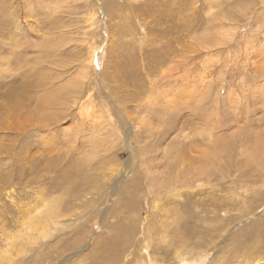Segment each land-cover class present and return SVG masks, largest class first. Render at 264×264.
Returning a JSON list of instances; mask_svg holds the SVG:
<instances>
[{
  "label": "rangeland",
  "instance_id": "obj_1",
  "mask_svg": "<svg viewBox=\"0 0 264 264\" xmlns=\"http://www.w3.org/2000/svg\"><path fill=\"white\" fill-rule=\"evenodd\" d=\"M66 1L0 0V264H177L180 243L204 264H264V0H107L106 18L102 0ZM172 66L206 93L158 105L128 147L121 110L147 116ZM87 111L109 141L89 144ZM43 200L60 217L7 256Z\"/></svg>",
  "mask_w": 264,
  "mask_h": 264
},
{
  "label": "bare ground",
  "instance_id": "obj_2",
  "mask_svg": "<svg viewBox=\"0 0 264 264\" xmlns=\"http://www.w3.org/2000/svg\"><path fill=\"white\" fill-rule=\"evenodd\" d=\"M36 1V0H35ZM66 1V0H64ZM112 1V0H110ZM41 2V1H40ZM58 2V1H57ZM67 2V1H66ZM177 2V0H173V3L175 4ZM54 4V1H51V2H48V4ZM111 3V2H110ZM113 3V2H112ZM26 4V2H25ZM31 4V3H30ZM47 4V6H48ZM68 4V3H67ZM66 4V5H67ZM56 6V4H54ZM100 7L102 8L103 12L105 13V18L107 17V9H109L111 6L109 5V1L107 0H102L101 3H99ZM42 6V5H41ZM65 6V4H64ZM63 6V7H64ZM29 7V6H28ZM59 7V6H57ZM60 7L61 4H60ZM47 8V7H46ZM66 8V7H65ZM48 9V8H47ZM97 9V8H96ZM41 11V10H40ZM35 12V11H34ZM33 13V12H31ZM77 14V13H76ZM93 15V14H92ZM94 17V16H93ZM31 18V17H29ZM53 18V17H52ZM224 18V17H223ZM49 20V19H47ZM90 20V19H89ZM93 20V19H92ZM33 21V19H32ZM217 21V20H216ZM221 21V20H220ZM41 23V22H40ZM222 23V22H221ZM38 27V26H37ZM35 28V27H34ZM264 29V28H263ZM234 29H232V32L234 33L233 31ZM229 31V30H228ZM66 32V31H65ZM263 32V31H262ZM37 33V32H36ZM229 33V32H228ZM57 34V33H55ZM220 34V33H219ZM223 35V34H222ZM248 35V34H247ZM250 35V34H249ZM264 35V34H263ZM230 36V35H229ZM205 36L203 37H199V40H198V43L200 44H208V45H211L213 44L212 43V40L213 39H209L207 37V39L205 40L204 38ZM250 37V36H249ZM248 37V38H249ZM246 38V37H245ZM251 38V37H250ZM243 39V38H242ZM254 39V37H253ZM240 41V40H239ZM48 42V41H47ZM216 42V41H215ZM253 40H251V42L249 41V39H247V45L249 47H246L244 50L247 51L249 49H251V47H254V44H253ZM43 44V43H41ZM98 45V44H97ZM41 46V45H40ZM53 46V45H52ZM43 47V45H42ZM95 47V46H94ZM99 47V46H98ZM242 47V46H241ZM64 48V46H63ZM184 48V47H183ZM212 48V47H211ZM259 49H261L263 52H264V41L263 42H260L259 44ZM16 51V50H15ZM94 51V50H93ZM92 51V52H93ZM212 53V52H211ZM6 54V53H5ZM92 55V53H90ZM4 55V54H3ZM12 55V54H11ZM184 55V54H183ZM236 55V54H235ZM242 55V54H241ZM185 56V55H184ZM17 57V56H16ZM228 57V56H227ZM237 57V56H236ZM260 57V55H259ZM2 61H5V62H9L10 61V53L8 55H5L2 57H0ZM23 58V57H22ZM207 58L206 59V62H208L207 64H205V68L206 66H209L210 65V61L212 60V57L210 56V54L205 57ZM204 58V59H205ZM250 58V56H249ZM21 59V58H20ZM166 59V58H165ZM183 59V58H182ZM181 59V60H182ZM92 60V58H91ZM167 60V59H166ZM234 60V59H233ZM93 61V60H92ZM204 61V60H203ZM161 62V61H160ZM167 62V61H166ZM262 62V61H261ZM10 63V62H9ZM169 63V62H168ZM163 64V63H161ZM199 65V64H198ZM203 66V67H204ZM34 68V67H33ZM86 68V67H85ZM176 68V67H175ZM166 69V68H165ZM174 68L173 66L170 67V69L167 70V72L165 73V77H167L166 81H167V87L162 91V92H159L157 94H155L154 97H150L148 98V100H145L146 102L144 103H147L148 106H145V109H146V113H147V116L145 117H142L140 118L139 120H135L136 122H134L133 120V115L131 116V113L130 112H124V110H121L122 111V114H124L126 116V120L130 123V130L126 133V144L128 145V147H130L131 143V139L133 137V134L135 133L136 130H138V128L140 127V125L142 123H145L147 122V124H151V114L153 113V111L157 108L158 105H163L164 106V109L168 111H177L179 109V107L181 105H184L186 103L187 100L191 99V96L193 97H197V98H200V94H205L206 93V90L207 88H203L201 89L202 91L199 92L198 91V84L195 83L194 81H192V79H190L189 77H185L186 73L184 74H175L174 73ZM209 70V69H208ZM62 71V70H61ZM173 71V72H172ZM180 72V71H179ZM163 75V74H162ZM202 75V74H201ZM163 77V76H162ZM207 77V76H205ZM213 78V76H211ZM196 78V77H195ZM194 78V79H195ZM33 81V80H32ZM53 81V80H52ZM43 82V81H42ZM48 82V81H47ZM51 82V81H50ZM202 82V81H201ZM205 84V83H203ZM208 84V83H207ZM263 86V85H262ZM209 90H207L208 92ZM9 94V93H8ZM202 94V95H203ZM208 94V93H207ZM206 94V95H207ZM56 95V94H55ZM232 95V94H231ZM82 97V95H81ZM90 97V95H89ZM88 97V98H89ZM81 99V98H80ZM82 100V99H81ZM114 100V98L112 99ZM161 101V104H159ZM91 102V101H90ZM115 102V100H114ZM92 103V102H91ZM90 104V103H89ZM88 104V105H89ZM146 104V105H147ZM87 105V106H88ZM83 106V105H82ZM141 106V104H140ZM144 106V105H143ZM162 107V106H161ZM214 107V106H213ZM119 108V107H117ZM235 108V107H234ZM121 109V107L119 108V110ZM158 109V108H157ZM181 109V108H180ZM230 109V108H229ZM80 110L83 111L80 107ZM80 111V112H81ZM159 111V110H158ZM90 111H87L86 113H88ZM99 112V111H98ZM124 112V113H123ZM166 112V111H165ZM179 113V112H178ZM219 113V112H218ZM23 114V113H22ZM47 114V113H46ZM84 114V113H83ZM182 114V113H181ZM167 115V114H166ZM40 116V114H39ZM175 116V115H174ZM44 117V116H43ZM83 117V118H82ZM81 118L83 119L82 122H85L86 119L88 118L89 119V127H90V130L92 131V135H90L88 137V142L89 144L92 145V143H98L100 144L101 142H107L109 141L108 140V135H106L105 131H104V127H103V119L100 117L99 113L97 114L96 112H94V115H91L90 113L88 114H84ZM91 117V118H90ZM37 118V117H36ZM163 118V117H162ZM47 119V118H46ZM46 119H44L46 121ZM51 119V118H50ZM177 119V118H176ZM38 120V119H37ZM48 120V119H47ZM217 120V119H216ZM44 121V122H45ZM178 121V120H177ZM202 121V120H201ZM213 121V120H212ZM211 120L209 121V119H206L205 122L206 124L208 125V127L206 128V130H214V129H217V125L214 126L213 125V122ZM41 121H39L40 123ZM216 122V121H215ZM107 123V122H106ZM221 123V122H220ZM41 124V123H40ZM180 127L179 129L182 131L184 128L183 127V121L181 120L180 122ZM216 124V123H215ZM119 125V124H118ZM117 125V126H118ZM210 125L212 127H210ZM42 127H44V125L42 124L41 125ZM48 126V124H47ZM152 126V125H151ZM179 126V125H178ZM220 126V125H219ZM218 126V128H219ZM176 127V126H175ZM151 128V127H150ZM171 129V128H170ZM119 130V129H118ZM43 132V131H42ZM206 132V131H205ZM179 133V132H178ZM183 133V132H182ZM181 133V134H182ZM207 133V132H206ZM158 134V133H157ZM215 134V132H212L210 133V137L208 135L209 138H211L213 135ZM89 135V134H88ZM135 135V134H134ZM161 135V134H159ZM86 137V136H85ZM164 137V136H163ZM161 137H159V139H157L156 141L160 140ZM214 140V138H213ZM154 141V140H153ZM162 141V140H160ZM211 141V140H210ZM221 141V140H220ZM92 142V143H91ZM159 142V141H158ZM175 142V141H174ZM95 144L93 145L95 147ZM154 144V143H153ZM90 146V145H89ZM99 146V145H98ZM132 147V146H131ZM97 148V147H95ZM250 149V148H249ZM254 149V148H252ZM165 151V150H164ZM215 151V150H214ZM245 151V150H244ZM243 151V152H244ZM250 151V150H249ZM258 151V150H257ZM259 151H261V149H259ZM263 151V150H262ZM170 152V151H169ZM211 152V151H210ZM254 152V151H253ZM217 153V152H216ZM252 153V152H251ZM263 153V152H262ZM164 154V153H163ZM201 154V153H200ZM256 154V153H255ZM259 154V153H258ZM262 157V156H261ZM246 159V158H245ZM166 160V159H165ZM260 161V160H259ZM243 164L241 166V168L237 167L242 170V167L246 164V163H241ZM253 164V163H252ZM251 164V165H252ZM182 165V164H181ZM180 165V166H181ZM203 165V164H202ZM183 166V165H182ZM207 167V166H206ZM182 168V167H181ZM198 168V166H197ZM244 168V167H243ZM258 168L260 169V175H263L264 174V165H258ZM201 169V167L199 168ZM181 171V169H180ZM179 172V171H178ZM202 172V171H201ZM198 173V172H197ZM200 173V172H199ZM179 174V173H178ZM177 174V176H178ZM181 174V173H180ZM233 176V175H232ZM195 177V176H194ZM198 177V176H196ZM257 177V175L255 176ZM254 177V178H255ZM126 176L124 175H121L120 178H117L116 181H115V191H117V189H119L122 185V183H124L126 180H125ZM244 178V177H243ZM251 179V178H250ZM253 179V177H252ZM251 179V180H252ZM166 181V180H165ZM171 181V180H169ZM241 181V180H240ZM247 181H250V180H247ZM168 182V181H167ZM166 183V182H165ZM172 183V182H170ZM242 183V182H240ZM251 183V182H250ZM263 183V182H262ZM163 184V183H162ZM168 184V183H167ZM244 184V182L242 183V185ZM165 185V184H164ZM176 186V185H175ZM257 188V187H256ZM39 197V196H38ZM62 198V197H61ZM53 201V200H52ZM52 201H48L46 202V200H43L42 202V205L39 206L37 205L36 203L33 205V206H29L26 211L24 212V221L22 223V228L19 230V232L17 234H13V236L10 235V237L7 238L6 240V246L4 248V253L7 254V256L11 257V256H16L17 254H19V252H27V250H25L23 247L29 245L30 243H33L36 241L37 238L39 237H45L46 234L48 233V230H49V225H50V222L51 221H55L56 219H58L60 217V210H58V208H54V206H52L53 202ZM52 202V204H51ZM39 203V201H38ZM62 218V217H61ZM186 227V226H185ZM50 231V230H49ZM49 234V233H48ZM177 235V234H176ZM258 236V235H256ZM256 238H259V237H256ZM255 238V239H256ZM261 238V237H260ZM256 242V240H254ZM147 242V241H146ZM148 243V242H147ZM188 243V242H187ZM186 243V244H187ZM254 243V242H253ZM258 243V242H257ZM263 243V242H262ZM260 242V244H262ZM256 244V243H254ZM185 244L183 243H180L179 246H178V249H177V255H176V258L175 260H178L177 264H204L205 262V259H206V253L204 252H198L197 255L193 254V251L192 249H189L188 251L185 250ZM259 247H261L259 245ZM252 248V247H251ZM264 249V247H262ZM146 250V249H145ZM200 250V249H199ZM249 251H251V249L249 248ZM247 251V252H249ZM262 251V250H261ZM260 251V252H261ZM263 252V251H262ZM244 253V252H242ZM252 253V251H251ZM255 253V252H253ZM259 254L261 255V253H258V256ZM247 255V254H246ZM256 255V254H255ZM263 255V254H262ZM5 256V255H3ZM252 256V255H251ZM208 257V256H207ZM238 257V256H237ZM240 257V256H239ZM249 257V255H248ZM151 258V256H150ZM234 258V257H233ZM10 259V258H9ZM155 259V258H154ZM241 259V258H240ZM237 259L236 261H232L233 264H239L240 262H243L244 260V255H243V258L241 259ZM251 259V258H249ZM240 261V262H239ZM151 262V261H150ZM149 262V263H150ZM251 262V261H250ZM11 263V262H10ZM244 263V262H243ZM248 263V261H247ZM9 264V263H8ZM150 264H155L153 263H150ZM162 264V263H161ZM221 264V263H220ZM252 264V263H251Z\"/></svg>",
  "mask_w": 264,
  "mask_h": 264
}]
</instances>
